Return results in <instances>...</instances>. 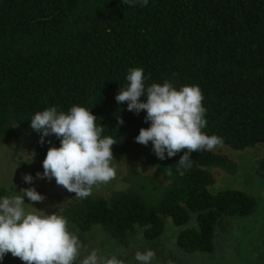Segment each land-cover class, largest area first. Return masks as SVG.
<instances>
[{"label":"trees","instance_id":"obj_1","mask_svg":"<svg viewBox=\"0 0 264 264\" xmlns=\"http://www.w3.org/2000/svg\"><path fill=\"white\" fill-rule=\"evenodd\" d=\"M134 67L144 69L146 87L165 80L177 88L198 85L207 109L204 131L236 151L262 145L256 163L264 173V0H149L145 7L121 0H0V148H22L44 170L48 149L60 147V139L49 135L41 144L31 118L53 106L65 113L87 107L104 126L102 135L116 141L113 164L151 172L118 176L85 199L54 178L38 179L37 190L48 195L45 212L57 213L61 205L72 230L79 229L83 255L103 237L127 244L137 227L156 242L168 221L183 226L193 215L195 226L179 235V248L215 253L232 223L254 214L257 199L238 190L210 191L214 168L237 169L225 155L192 153L193 167L180 175L183 152L161 160L151 142H136L140 129L150 127L147 113L137 115L115 99ZM154 178L152 188L141 186Z\"/></svg>","mask_w":264,"mask_h":264},{"label":"clouds","instance_id":"obj_2","mask_svg":"<svg viewBox=\"0 0 264 264\" xmlns=\"http://www.w3.org/2000/svg\"><path fill=\"white\" fill-rule=\"evenodd\" d=\"M121 2L128 7H145L149 0ZM126 79L128 84L120 88L116 101L121 105L127 102L128 111L137 115L146 111L145 122H150V127L140 129L136 142L145 146L151 142L155 155L161 160L166 159L165 153L170 158L183 152L176 164L180 175L193 167L192 153L213 152L223 147L221 137L204 131L207 109L198 85L177 88L165 80L146 87L141 67L129 68ZM142 96L146 97V102H141ZM118 119L122 125L123 119ZM30 127L42 134L41 144L49 135L60 139V147L48 149L43 160L44 171L36 174L39 179L51 181L54 178L58 186L75 193L77 199L88 198L95 186L115 179L112 148L116 141L102 135L104 126L97 125V117L87 107L74 105L67 113L58 111L55 106L49 107L31 118ZM23 180L32 183L33 177L27 174ZM25 196L32 202L46 199L35 187L0 197V261L11 253L24 264H77V261L79 264H125L116 255L101 256L98 249L83 255L86 246L80 239L79 229L72 230L74 226L61 214V205L59 212L47 214L25 203ZM155 257L153 250L135 253L138 264H152Z\"/></svg>","mask_w":264,"mask_h":264},{"label":"rangeland","instance_id":"obj_3","mask_svg":"<svg viewBox=\"0 0 264 264\" xmlns=\"http://www.w3.org/2000/svg\"><path fill=\"white\" fill-rule=\"evenodd\" d=\"M16 135L17 132L14 137ZM261 147L263 146L258 145L236 151L223 145V147L215 150L216 153L227 156L237 166V169L234 173H230L229 170L227 172L221 168H214L212 175L215 181L210 187V191L213 194L222 190L243 191L255 197L258 202V207L253 215L234 221L230 230L223 234L220 241H216L217 250L215 253H187L179 248L177 244L179 235L195 226V215H193L188 224L183 226H176L168 221L163 235L156 242L146 240L144 234L146 229L140 227H137L136 231L127 237L128 243L125 245L111 237L97 239L99 254L109 258L116 255L117 258L123 259L125 264H138L135 260V253L146 250H153L156 253L152 264H264V251L262 249L264 238V173H258L259 167L256 163L263 157ZM0 149H4L0 157V197L19 193L24 188L35 187L37 190L39 178L36 174L38 172L43 173L44 170L35 165L36 159H28L22 148L16 149L7 145ZM113 166L117 172L116 180L118 176L146 175L151 172L148 167L123 170L118 169L114 164ZM27 174L32 175V183H26L23 180ZM156 181L154 178L150 182L151 186H141L152 188L157 183ZM104 187L97 189L96 192L101 193ZM37 192L46 198L48 197L44 190H37ZM43 202H32L25 196V203L32 204L38 210H40L39 206L44 210ZM0 264H24V262L8 253L3 261H0Z\"/></svg>","mask_w":264,"mask_h":264}]
</instances>
